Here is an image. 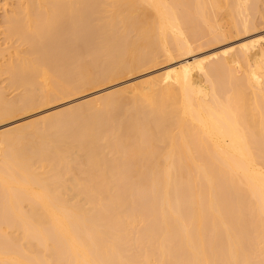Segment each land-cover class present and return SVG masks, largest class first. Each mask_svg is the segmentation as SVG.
<instances>
[{"label": "bare ground", "instance_id": "bare-ground-1", "mask_svg": "<svg viewBox=\"0 0 264 264\" xmlns=\"http://www.w3.org/2000/svg\"><path fill=\"white\" fill-rule=\"evenodd\" d=\"M261 1L7 0L29 49L0 45V124L251 33ZM212 59L0 132V264H264V46Z\"/></svg>", "mask_w": 264, "mask_h": 264}, {"label": "rangeland", "instance_id": "rangeland-1", "mask_svg": "<svg viewBox=\"0 0 264 264\" xmlns=\"http://www.w3.org/2000/svg\"><path fill=\"white\" fill-rule=\"evenodd\" d=\"M18 1L19 0H9V3L10 4H15V2H18ZM6 5L9 6V4L7 3V0H0V26L3 27V28L5 27L3 25L4 24V22H3L4 21V17H6L7 16L6 14H8V12L10 11V6L7 7ZM258 6H259L260 10L263 9L261 11H264V0L259 2ZM256 13H257L256 18H257V24H258L257 29L258 30L256 29V30L252 31L251 33L250 32L247 33V34L245 33L246 35L242 34L241 36H238V37H234L233 35H231V36L229 35L228 36L229 38H227L226 40L221 42V44L217 43V45H216L215 43H213V44L210 43L213 46L210 45L209 43H208L209 45L208 44L205 45L204 42L207 43V41L203 40L200 43L196 44L197 46H195V47L197 49L196 48H195L196 50L194 49L195 53L192 52L189 55L182 56V57L180 56V58L177 57L178 59H173V60H170L168 62H167L166 59H162V61L160 60L161 64L159 62L160 66L157 64L158 66L155 65L156 67H154V68L150 67L149 68L150 70L146 69L147 71L145 70V72H143V73H140L138 75L136 74V76H134V77H130L129 78V76H128V78L126 77V78H124V80H121L120 82L117 81L116 83L114 82V84L110 83L111 85L107 84L104 87L100 86V88L99 87L98 88L97 87L93 88V90L91 89L92 91L91 90L90 91L87 90V91H84L83 93H80V94H77V95H74V96L72 95L74 98L73 97L72 98L69 97L71 100L68 97L59 98L61 100L60 103H59V101L56 100L55 105H54V103H51L50 107H49V105H46L45 106L46 109L43 107L44 109L41 108V110L39 109L40 111H37V112L35 111V112H33L32 114H29V115L28 114L24 115V116L21 115L20 117L18 116L14 120L11 119V121H9V122L0 124V132H3V131L5 132L6 130L13 129V128H15L17 126H20V125H26V124H28V123H30L32 121H35V120H37V119H39L41 117H44V116H51V115L57 114L59 112L61 113L62 111L64 112L65 110L67 111V110H69V109L81 104L85 100L92 98L93 96L94 97L95 96H100V95L109 93L111 91L113 92V91H116V90L123 89L124 87H127V86H132V85L135 86V84H137V83L140 84V81H142L143 79H146V78H147L146 80H149V79H151V77H152V79H154L155 78L154 76L161 77L162 73H163L162 74V76H163L165 74L164 72L168 71L169 68H173L174 65L178 66V64H180L181 66H183V65H185L187 63L192 62V60L193 61H196V60H199V59H201V60H209V59H212V58H213L212 60H214V59H217L218 57L220 58V57H222V54L226 53L230 49H237L242 43H244L246 41L248 42V41H251V40H259L262 43V45L264 46V19H262V17L260 16V14L258 12H256ZM261 13H264V12H261ZM3 28L0 29V31H1L0 32L1 33L0 34V45H1L2 49H4V50L8 49V46L9 45L11 46V44L12 45L16 44V46H20V49H22V50L29 49V45L28 44H22L23 41L21 39H18V38L13 39L12 41L9 40L11 42V44H10L9 41H7L6 37L4 35H2V32L4 31ZM199 45L203 46V48L201 49V47ZM205 47H207V48H205ZM197 50H198V52H196ZM5 55H6L5 57H7V58L9 57L7 52L5 53ZM216 56H218V57H216ZM7 58H6V60H7ZM164 61L167 62V64ZM172 61H174V62H172ZM0 62H1L0 63V69H1V66H3V65L5 66L4 58L1 57ZM8 80H9V78H8L7 75L1 76V80L0 81H1V83L2 82L3 83L0 86L3 87V88H7L8 87L7 85H8V82H9ZM7 90H8V92H7L8 97L10 96L9 94H11V96L9 98H12L13 96H16V94H18V91L16 93L15 90H12L10 88L7 89ZM67 98H68V100H67ZM56 103H58V104H56ZM141 229H142V225H140L138 227V230H141ZM135 235H137V234L135 233Z\"/></svg>", "mask_w": 264, "mask_h": 264}]
</instances>
